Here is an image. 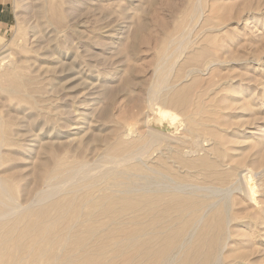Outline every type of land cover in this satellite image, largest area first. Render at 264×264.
<instances>
[{
    "label": "rangeland",
    "instance_id": "rangeland-1",
    "mask_svg": "<svg viewBox=\"0 0 264 264\" xmlns=\"http://www.w3.org/2000/svg\"><path fill=\"white\" fill-rule=\"evenodd\" d=\"M10 3L0 264H148L208 201L220 264H264V0Z\"/></svg>",
    "mask_w": 264,
    "mask_h": 264
},
{
    "label": "bare ground",
    "instance_id": "bare-ground-1",
    "mask_svg": "<svg viewBox=\"0 0 264 264\" xmlns=\"http://www.w3.org/2000/svg\"><path fill=\"white\" fill-rule=\"evenodd\" d=\"M160 82V81H159ZM160 93V92H159ZM167 99V98H166ZM173 100V99H172ZM157 101V100H156ZM166 101V100H165ZM176 102V101H175ZM151 104V103H150ZM176 104V103H175ZM164 105V104H163ZM170 105V104H169ZM171 107V106H170ZM174 107V106H173ZM177 107V106H176ZM177 109V108H176ZM158 114H159V118L164 120L168 125H173L174 122H176V117L178 115H176L175 113L171 112L170 110H166L163 108H158ZM166 125V124H165ZM179 129V128H178ZM190 131V130H189ZM199 132V131H198ZM187 134V133H186ZM157 135V134H156ZM163 135V134H162ZM188 135V134H187ZM156 137V136H153ZM164 137V136H161ZM187 137V136H186ZM157 138V137H156ZM186 138H184L183 140H185ZM156 140V139H155ZM158 140V139H157ZM188 140V139H187ZM193 140V139H192ZM151 141V140H150ZM205 141V140H204ZM187 142V141H186ZM200 142V141H199ZM184 144V143H183ZM189 145V144H188ZM192 145V144H191ZM178 147V146H177ZM172 153V152H171ZM176 155V154H175ZM181 155V154H180ZM175 157V156H174ZM165 159V158H164ZM175 162V161H174ZM177 162V161H176ZM172 166V165H171ZM161 167V166H160ZM181 167V166H180ZM161 169V168H160ZM196 170V169H195ZM151 171V170H150ZM172 171V170H171ZM170 171V172H171ZM174 173V172H173ZM173 177V176H172ZM175 177V176H174ZM179 177V176H176ZM189 177V176H188ZM177 179V178H176ZM168 182V181H166ZM215 182V181H214ZM222 182V181H221ZM248 182V181H247ZM170 183V182H169ZM177 183V182H176ZM179 183V182H178ZM177 183V186H175V189H180L182 186H184V184L182 183ZM184 183V182H183ZM196 183V182H195ZM149 184V183H148ZM165 184V183H164ZM168 184V183H167ZM175 184V183H174ZM247 184V183H246ZM249 185V184H248ZM246 186V185H245ZM256 186V185H255ZM258 186V185H257ZM147 187V186H145ZM160 187V186H159ZM166 187V186H165ZM172 187V186H171ZM246 186L245 191H247V193L250 191V187ZM167 188V187H166ZM189 188V187H188ZM201 188V187H200ZM208 188V187H207ZM210 188V187H209ZM174 189V190H175ZM184 189V188H183ZM254 189V188H253ZM260 189V188H259ZM158 190V189H157ZM156 190V191H157ZM192 190V189H191ZM258 190V189H257ZM149 191V190H148ZM253 191V190H252ZM251 191V192H252ZM155 192V191H154ZM180 192V191H178ZM157 193V192H156ZM246 193V194H247ZM155 194V193H154ZM203 194V193H202ZM247 196L250 197V193L249 195L247 194ZM152 197V196H151ZM150 197V199H152ZM248 197V198H249ZM209 198V197H208ZM157 200V197L153 198ZM165 199V198H164ZM256 199V198H255ZM149 200V199H148ZM155 201V200H154ZM150 202V201H149ZM156 202V201H155ZM209 202V201H208ZM204 202L203 205H201L200 203L198 204L197 202H193L191 205H183V206H174L173 205V210H175L178 213H181V216L183 217L182 220V225L180 227V231L178 234V230L177 233L175 232V235L172 234V236H163L160 237L161 240V244L160 242L158 243L159 240L156 239L157 244H160L158 247H155L153 245V243H151L150 241H148V264H173L174 262H176L175 264H220V259H221V254L219 251V245H218V238L215 236L219 235V230L218 229V224L221 222L224 223L223 219L222 221L219 222V219L217 220L216 218L217 215H219V213L216 214H212V215H216L211 216L209 213H211L212 207L214 208V202H209V203ZM151 203V202H150ZM149 203V204H150ZM154 203V202H153ZM168 203V202H167ZM179 203V202H178ZM121 204V203H120ZM152 204V203H151ZM166 204V203H165ZM105 205V204H104ZM169 205V204H168ZM164 206L161 208H158V206H156V208H158L155 213H159L160 215H166L169 216L170 218V214L167 213L168 211L171 210V208L169 206ZM172 205V204H171ZM255 205V204H254ZM257 205V204H256ZM161 206V205H160ZM163 206V205H162ZM222 206V205H221ZM258 206V205H257ZM109 208V207H108ZM111 208V207H110ZM155 208V207H154ZM154 208L148 206V212L149 209L151 212L154 213ZM155 208V209H156ZM104 210H106V212H108L107 208H104ZM201 211V213L189 220H185V217H187V215H189L192 211ZM214 211V210H213ZM84 212V211H83ZM110 212V211H109ZM226 212V211H225ZM152 213V214H153ZM174 213V212H173ZM149 214H151L149 212ZM169 214V215H168ZM210 215L209 217H207V219H205V217L207 215ZM163 215V216H164ZM112 216V215H111ZM162 216V217H163ZM179 216V215H178ZM214 217V218H212ZM164 218V217H163ZM160 217V219H163ZM166 218V217H165ZM220 218V217H219ZM119 219V218H118ZM205 219V220H204ZM220 219V220H221ZM112 220V219H111ZM166 220V219H165ZM204 220V221H203ZM259 220V219H258ZM156 221V220H155ZM172 221V220H171ZM108 222V221H107ZM202 227L201 229L198 231L199 234L196 233L197 229L200 227L201 223ZM229 220L226 217V225L228 224ZM91 225V224H90ZM104 225V224H103ZM78 226V225H77ZM220 226V225H219ZM93 227V226H92ZM91 227V228H92ZM108 227V226H107ZM143 228V227H142ZM158 228V227H157ZM220 229V228H219ZM217 230L218 233H216L215 231ZM93 231V229H92ZM110 231V230H109ZM111 232V231H110ZM170 235V234H168ZM216 237V238H215ZM221 237V236H220ZM159 238V237H158ZM226 238V237H225ZM67 239V238H65ZM102 243V242H101ZM58 244V243H57ZM225 244V243H224ZM223 244V245H224ZM64 245V244H63ZM62 245V246H63ZM94 245V244H93ZM222 246V245H221ZM220 249H223L221 248ZM87 247V246H86ZM175 250H177V252H175ZM61 251V250H60ZM222 251V250H221ZM116 252V251H115ZM138 252V251H137ZM142 252V251H141ZM56 253V252H55ZM61 253V252H60ZM175 254H177V257L175 256ZM57 256V255H56ZM176 257V259H175ZM71 258V257H70ZM55 259V258H54ZM84 259V258H83ZM118 259V258H117ZM176 261H175V260ZM224 261V260H223Z\"/></svg>",
    "mask_w": 264,
    "mask_h": 264
},
{
    "label": "crops",
    "instance_id": "crops-1",
    "mask_svg": "<svg viewBox=\"0 0 264 264\" xmlns=\"http://www.w3.org/2000/svg\"><path fill=\"white\" fill-rule=\"evenodd\" d=\"M10 0H0V32L5 31L10 26L13 13Z\"/></svg>",
    "mask_w": 264,
    "mask_h": 264
}]
</instances>
